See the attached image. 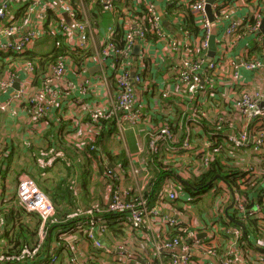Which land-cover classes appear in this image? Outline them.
Masks as SVG:
<instances>
[{
  "label": "built area",
  "instance_id": "2783aa9c",
  "mask_svg": "<svg viewBox=\"0 0 264 264\" xmlns=\"http://www.w3.org/2000/svg\"><path fill=\"white\" fill-rule=\"evenodd\" d=\"M207 3L168 0L159 12L151 0H0L1 59L14 53H50L60 37L69 51L91 52L85 64L69 54L61 57L39 83L37 67L29 60L21 65L15 61L0 74V118L18 102L39 125H50L52 114L59 123L70 122L63 130L67 146L85 152L96 173L109 182L105 210L117 216L129 237L105 249L103 237L110 228L106 219L98 218L100 211L74 212L71 219L80 222L76 228L93 249L104 251H93L78 264H96L116 250L132 252L131 241L135 244L143 225L150 230L145 235L153 247L150 264H264V50L252 54L251 48L264 45V0H216L213 20ZM171 4L190 10L195 29L186 24L185 11L169 14ZM106 14L112 20L107 28ZM119 27L122 45L113 40ZM214 28L216 50L209 57ZM91 63L99 70L88 75ZM108 133L113 154L122 145L127 166L105 160L97 139ZM127 134L134 137L135 152ZM155 160L165 170L159 180L153 176L161 171ZM220 160L227 175L217 174L206 191L196 189L195 198H210L209 211L200 217L188 203L191 196L183 183L203 177ZM142 174L149 177L146 190L136 180ZM124 180H130L127 186ZM16 183L19 204L41 218L43 241L49 223H60L56 206L31 174L20 173ZM4 190L1 177L3 199L8 198ZM247 220L257 224L246 230L240 221ZM4 224L0 217L2 231ZM188 228V237L171 235ZM60 237L66 248L56 247L36 264H63L69 251L76 259L77 247L67 231ZM7 259L0 255V264Z\"/></svg>",
  "mask_w": 264,
  "mask_h": 264
},
{
  "label": "trees",
  "instance_id": "16d2710c",
  "mask_svg": "<svg viewBox=\"0 0 264 264\" xmlns=\"http://www.w3.org/2000/svg\"><path fill=\"white\" fill-rule=\"evenodd\" d=\"M76 1V0H73ZM168 11L169 14L173 11H185L187 13L186 17V24L188 27L195 29L196 20L194 16L191 14L190 10L186 8L185 6H179L175 4H171L168 6ZM244 31V30H243ZM241 31V32H243ZM115 37H113V40L115 43L122 45L123 43V38H124V33L121 27H119L115 31ZM59 45L55 47L53 51L50 53L44 54V55H35L33 53H25V54H9L7 55V60L6 59H1L0 57V74L3 76L8 70H10L13 67L14 62H24L26 60L31 61L36 67V83H39V78L43 76L47 69L48 66L56 62L58 59L61 57L69 54L78 64H83L86 60V58L91 54V52H78V51H69L67 47L64 44V40L62 37L59 39ZM255 45L251 46L252 48V54L256 52L257 50H264V45ZM10 57V59H9ZM54 126L55 123H52ZM58 126H61L57 123ZM110 133L104 134L100 138L97 139V145L100 144L107 153V157L111 159V162L116 163V162H124L123 165L124 167L127 166V162L125 160V152L123 150H120V153L117 155H113V150L112 153H110ZM54 139L57 144H59L64 151L66 152L65 155L69 158L72 159V157L75 159V154H77V151H73L71 146H67V144L64 142V139L62 137L54 136ZM112 148V147H111ZM53 154L56 153L54 148H52ZM49 151V150H47ZM34 153V152H33ZM36 155V153H35ZM40 153L35 156L36 159V171L37 175L40 177V182L38 181L37 177H35L36 181L38 184L42 185L43 191L46 192L50 197L52 198V201L54 202L57 210L56 214V219L60 223H49V233L47 237L42 241L40 238V229H41V218L37 213H31L26 211L20 204L17 199V195L11 194L8 196V198L3 199V196H1V201H0V217H2L5 221V229L2 231L0 229V239L4 238L8 242L5 244L2 241L0 242V255H4L6 258V264H36L43 259L47 257V253L49 251L53 250V247L51 246L50 241L54 240L56 238L57 242L59 243H65L67 242L66 240H60L59 236L54 234L55 226H63V228L71 226L69 223L70 217L69 215L74 211H82V207L80 206V203L78 202L77 197L80 196L81 194L74 195V188L70 184V179L75 178L76 174L72 172L73 165L68 166V175L66 177H60V178H55L58 182L55 181V179H52L47 176V174L53 169V165L56 163L54 162H48L46 159L43 164L39 162ZM43 153L41 154V156ZM61 159H64L60 157ZM85 164H81V167H85L83 170V173L80 175V179H77V181L80 183V187L84 189L83 195L86 196V194L89 193V182L90 181V174L93 172L91 164L89 162V159L85 155ZM67 159V158H66ZM78 160V159H77ZM156 161V160H155ZM68 162V160H67ZM157 164H159L160 167V172L159 171H154L153 176L157 177V180H159L161 174L163 171H165L161 165V162L159 160L156 161ZM43 167V168H41ZM23 171H26V168H22ZM237 173V171L235 170ZM228 171H226L225 166L221 163L220 161L212 163L211 170L206 173L203 177L201 178H194L190 179V183L188 185L186 183H183L185 189L189 192L191 198L188 200V203L190 204L191 208L195 210V213H203L204 207H206V202H204V198H195L196 194V189L200 187H204L203 191H206L210 185H208L209 181L213 180V178L217 174H223L224 176L227 175ZM45 174V175H44ZM152 176V177H153ZM34 177V176H33ZM92 177V176H91ZM17 178H15L16 182ZM92 180V178H91ZM228 180L232 183V185H235L233 182L234 179H229ZM51 181V183H49ZM160 182L156 185L153 186V189L159 185ZM150 191L146 192V195H148ZM180 204V203H179ZM199 208V209H198ZM76 210V211H75ZM73 214V213H72ZM71 214V215H72ZM105 218L107 219V222H109V228L113 232L115 236H111V238L117 239V237H120V240H125L127 238L126 233H124L122 230H117L115 228V223H112L110 221H114V219L117 218L116 215L106 213ZM84 221H88L87 218H82ZM237 220V217H236ZM237 222V221H236ZM242 225L247 229H250L252 226L257 224L256 220H247V221H240ZM229 224H235L234 221H229ZM238 223V222H237ZM114 224V225H113ZM9 228V229H8ZM147 230L145 225H143L138 231H143ZM191 229H185L182 231L178 230H173L171 232L172 236L175 235H182L184 237H188L190 234ZM2 231V232H1ZM84 233V232H83ZM117 235V237H116ZM83 237L90 243L88 238L83 235ZM113 243L105 244L104 248L107 249L109 248ZM66 247V246H65ZM64 247L60 244V249H63ZM25 249H28L29 252H25ZM93 250V249H92ZM104 251L101 250L99 253H103ZM12 255H17L20 257V259L13 260L11 259ZM70 255V251L68 252V256ZM99 257H101L99 255Z\"/></svg>",
  "mask_w": 264,
  "mask_h": 264
},
{
  "label": "crops",
  "instance_id": "0c3cea01",
  "mask_svg": "<svg viewBox=\"0 0 264 264\" xmlns=\"http://www.w3.org/2000/svg\"><path fill=\"white\" fill-rule=\"evenodd\" d=\"M151 1L156 3L159 12H161L168 0H151ZM14 9L15 7L12 8L11 10L12 13ZM21 64L22 62H18V65H21ZM90 66H91L90 69L88 68L89 69L88 70L89 72L87 73L88 75H92L99 70V68L96 67L97 65H92L91 63ZM96 68H98V70L93 72V70ZM21 71H23V68L20 69V72ZM19 75L20 76L22 75L21 78L24 77L23 73H19ZM139 100L140 101L143 100L141 94H139ZM144 105L146 106V103H144ZM51 119H52L51 123L48 126L45 124L44 125L37 124L36 122L30 119V117L27 115L24 108L18 102H15L11 110L3 114L2 117L0 118V160H2V163H3V166L0 167V169H3V171L0 172V178L4 177V183L6 187V190L4 191L7 193V196L11 194H15L17 192V186L16 188H14V184L16 182H13L8 179V177L10 176V173L12 172V168L21 169L18 171V174L22 172L31 174L29 170L23 171L22 168L27 169L29 166L34 164L35 172L32 174L35 177H37L39 182L41 181L36 171L37 166H36L35 156L39 154L36 151H38V149L41 146H43V136H45V138L47 139V144L44 146L45 148L44 150L46 151L49 150V151H47L48 153L46 155L43 154L42 156H41L42 153L39 151L40 152L39 162L43 163L46 159L48 160V162L50 159L51 160L53 159V161H56V163L53 165V169L47 174V176L51 178L57 173L58 174L57 178L66 177L68 175L67 167L73 165L72 172L75 173L76 176L75 178L70 179L69 182L73 186L74 191L77 192V195L81 194L80 196L77 197V199H78V202L80 203V206L82 207V211H89L92 208H96L100 211L98 218L105 220L106 215L104 214L108 213L107 210L105 209L107 208V204L109 203L110 197H111V193L108 188L109 182L104 181L102 177L100 176V174L96 173L94 167L92 166L91 161L89 160L92 170H93V172L90 174V181L92 183L89 182V193L86 194V196L83 195L85 194L83 192L84 189L80 187V183L77 181V179H80V175L84 171L83 169L85 167H81V164H85L86 154L83 151L77 150L74 147L75 145H73L70 148H72L73 151L74 150L77 151V154H75V159L73 157L72 159L67 157L65 155L66 152L64 151V149L59 144L56 143L54 136L59 135L60 137H62V139H64L63 137L64 128L67 125L70 127L72 125L70 124V122L59 123L58 119L55 117L54 114H52ZM52 123H55V125L53 126ZM57 123L61 126H58ZM6 124H10V126H6ZM3 127L7 128L8 132L5 131V133H3V130H4ZM131 143H132L133 148H130V149L135 152V140L132 135H131ZM109 146H110V143H109ZM52 148L58 151H62L64 155L62 156L56 155L57 151L55 154H53ZM114 148H117V146H115ZM103 150L105 152V160H107L108 155L104 148ZM110 153H112L111 147H110ZM60 157L64 159H61ZM26 160L28 162L24 164V161ZM110 163L113 166H115V163L113 162H110ZM55 181L58 182L56 179ZM129 182L130 180H124L123 185L127 186ZM120 183L121 182H116V185L118 186ZM103 211H105V213ZM72 213H74V211ZM71 214L69 215L70 217L69 223L71 224V226L66 227V228H63V226H55L56 228L54 230V234L58 235L60 240H62L60 237L61 232L67 231L68 240L71 241L75 247H77V250H76V255H75L76 259H73L74 258L72 257L73 253L70 251V255L65 257V263L70 262V260L72 259V262L74 264H78V262L82 261V259L91 257V254L93 253V251L97 252L98 254L99 252L93 249V245L89 244V242L83 237L84 233L81 232L78 228H76V225H78L80 222H76L77 220L71 219ZM198 216L201 217L202 215L199 214ZM83 222L85 221L83 220ZM110 222L115 223V228L117 230H122L124 233H126L127 238L129 237L128 231H125L120 228V224L117 219H114V221H110ZM137 231L135 232L137 233ZM137 234L139 238L144 237L146 241L144 246L140 247L136 244H133V242L131 241L129 248L131 249L132 252L123 253L121 251L116 250L114 254L111 256L105 255L104 258L101 257V260L100 259L95 260L96 264H107V262H115V264H150V254L153 251V247L150 241V237L145 236V235H150V230L148 232L144 230L138 231ZM111 236H115V235L113 234L112 231L109 230V232L103 237L104 245L113 243L110 246V247H113V245L116 242L123 241V240H120L121 238L117 237V235H116L117 239L111 238ZM50 243H51V246L53 247V250H56L57 249L56 247H60V244L63 247H65L64 243L63 244L60 242L58 243L56 238L50 241ZM130 259H132V261L128 262V260ZM65 263L63 262V264Z\"/></svg>",
  "mask_w": 264,
  "mask_h": 264
},
{
  "label": "rangeland",
  "instance_id": "374dc122",
  "mask_svg": "<svg viewBox=\"0 0 264 264\" xmlns=\"http://www.w3.org/2000/svg\"><path fill=\"white\" fill-rule=\"evenodd\" d=\"M110 25H112V20H111V15L110 14H106L105 15V18H104V21H103V26L105 27V28H107L108 26H110ZM6 126H10V124H6ZM3 133H5V131H7L8 132V130H7V128H5V127H3ZM127 138H128V142H129V145H130V147L131 148H133L132 147V143H131V134H127ZM23 139H25V138H23ZM47 144V139L45 138V136H43V146H41L39 149H38V151H36L37 153H40V152H42L45 148H44V146ZM117 148L118 149H120V150H123V147H122V145H119V146H117ZM40 151V152H39ZM33 157V156H32ZM28 160V159H27ZM24 161V164H26V162H28V161ZM21 165V164H20ZM19 170H21V169H15V168H12V172L10 173V176L8 177V179L9 180H11V181H13V182H15V178H17L18 177V171ZM27 170H29L30 172H31V175L32 176H34L32 173H34L35 172V168H34V164H32L31 166H29L28 168H27ZM55 172V171H54ZM18 174V175H17ZM58 176V174L56 173L54 176H52L51 177V180L52 179H55L56 177ZM34 178H35V176H34ZM148 176H146V175H144V174H142L140 177H138L136 180H137V183H138V185L142 188V189H144V190H146V189H148L149 188V186H148ZM49 183H51V181H49ZM16 186H17V183H15L14 184V188H16ZM39 186H40V188H42L43 189V187H42V185H40L39 184ZM45 191V190H44ZM46 193V192H45ZM74 193V195H77V192L76 191H74L73 192ZM47 194V193H46ZM48 195V194H47ZM185 195H187L186 197L188 198L189 197V195L188 194H185ZM48 196H50V195H48ZM1 196H0V201H1ZM209 200H210V198L209 197H204V202H206V207H204L203 209H204V211H209V207H210V202H209ZM199 209V208H198ZM203 211V212H204ZM134 242H135V244L136 245H138V246H140V247H142V246H144L145 245V243H146V241H145V239H144V237L143 238H139V236H135L134 237ZM56 264H59V263H56Z\"/></svg>",
  "mask_w": 264,
  "mask_h": 264
},
{
  "label": "water",
  "instance_id": "95a60500",
  "mask_svg": "<svg viewBox=\"0 0 264 264\" xmlns=\"http://www.w3.org/2000/svg\"><path fill=\"white\" fill-rule=\"evenodd\" d=\"M216 0H207V11H208V15L210 16L211 20H213V15H212V3H214ZM167 24V23H166ZM262 28L264 29V20H263V26ZM215 35H216V29H213V35H212V39H211V45H210V53H209V57H212L214 55V52L216 50V42H215ZM138 48L139 46L137 45L135 47V52H138ZM98 68L94 69L93 72L97 71ZM19 87V81H16L15 83V88L17 89ZM219 179H222L221 176H218ZM187 185L188 183L185 182ZM227 185H229L228 182H226Z\"/></svg>",
  "mask_w": 264,
  "mask_h": 264
}]
</instances>
